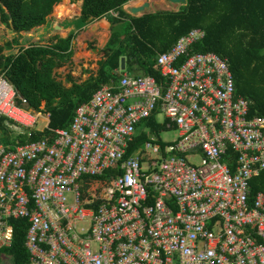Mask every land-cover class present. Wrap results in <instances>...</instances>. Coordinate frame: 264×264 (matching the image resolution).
Instances as JSON below:
<instances>
[{
    "label": "built area",
    "instance_id": "1",
    "mask_svg": "<svg viewBox=\"0 0 264 264\" xmlns=\"http://www.w3.org/2000/svg\"><path fill=\"white\" fill-rule=\"evenodd\" d=\"M204 38L192 29L159 55L161 82L118 73L67 129L50 131L45 107L0 78V118L43 133L0 141V250L12 246L11 219L27 218L29 264H264V194L250 197L264 117L249 116L227 59L189 54ZM149 120L163 130L126 159ZM109 170L121 174L98 178Z\"/></svg>",
    "mask_w": 264,
    "mask_h": 264
},
{
    "label": "trees",
    "instance_id": "2",
    "mask_svg": "<svg viewBox=\"0 0 264 264\" xmlns=\"http://www.w3.org/2000/svg\"><path fill=\"white\" fill-rule=\"evenodd\" d=\"M62 0H0V22L6 23L16 33L29 32L46 23L53 7ZM81 0H71L77 3ZM81 22L87 24L118 13L113 19L112 33L105 46V60L101 61L98 77L78 84L69 78L71 87L65 88L54 75L72 58V41L55 37L49 45H31L21 49L16 56H6L4 51L14 50L16 39L0 49V78L5 77L29 101V108L40 110L42 103L50 114V131L67 129L76 109L88 103L93 95L111 82L119 81L118 72L122 59L130 75L150 76L162 81L156 69L159 55L168 52L175 42L192 29L205 31V38L189 50V54L214 53L229 61L234 76L237 95L250 101L249 116L264 117V0H186L177 11H156L133 17L124 6L133 0H82ZM151 132L137 129L126 159L144 146L152 132L160 133L162 125L149 120ZM6 120L0 118V130L8 133ZM49 133V132H48ZM43 134L32 138L18 136L19 145L42 139ZM3 141V140H2ZM10 143L9 138L4 140ZM161 142V141H160ZM161 145L163 143L161 142ZM121 174L109 170L101 180H110ZM264 194V171L251 182V199ZM13 244L0 250L12 264H29L25 248L30 227L27 218L11 219Z\"/></svg>",
    "mask_w": 264,
    "mask_h": 264
},
{
    "label": "crops",
    "instance_id": "3",
    "mask_svg": "<svg viewBox=\"0 0 264 264\" xmlns=\"http://www.w3.org/2000/svg\"><path fill=\"white\" fill-rule=\"evenodd\" d=\"M82 2L83 1L81 0L77 3H71V0H62L60 3L56 4L53 7V11L48 16L47 21L44 25L39 26L37 28H34L33 30H31L29 32H22L20 34L16 33L13 30H11L6 23L0 22V26H2V29L4 31L3 32L4 36L6 38H9L7 43L13 42L16 39H18L20 41L19 45L14 46V50L6 49L4 51V55H6L8 57L19 55L20 50L24 48V46H23L24 40L30 39L29 43H31V42H35L37 40L41 41V39H48V40H50L49 43L44 44V45H49L53 42V39L55 37L67 38L71 33H75L76 36L72 41V49H71L72 58H71V60L68 63H66L63 68L56 69L54 71V75L56 76L57 81L59 83H62L65 88L69 89L71 87L69 78H71L73 81L77 82L78 84H83L92 77H94V78L98 77L101 61L105 60V53L103 52V50L105 49V46L107 45V43L110 39L111 33H112V24H113L112 21L115 17H118V13L111 12V13H109V15H107L106 17H103L102 19L95 20V21H92V22L87 23V24H82L78 28H76L75 21H77L78 23H82L81 19H80ZM146 2L149 3L150 6L148 8H146L144 12L138 13V15L133 16V17H141L145 13L156 12V11H150L153 7V4L151 2H149L148 0L130 1L129 3H127L124 6V11L126 13L130 14L131 8L142 7ZM74 6L76 7V9H75L76 14H74L73 10L71 9ZM58 7L63 12L59 16L56 15V11L57 12L60 11V10H58L59 9ZM159 11H161V10H159ZM53 13H55V14H53ZM64 13L67 16H64ZM113 13L117 14V16H114ZM67 23H69V25L65 26V24H67ZM57 26H60L61 28L59 30H56ZM95 40H98V41L102 40V41L98 43L99 44L98 48H95L92 51H89L88 50L89 43H92ZM75 43H77L76 48H74ZM36 44L37 43L30 44L29 46H26V48H24V49H28V48H30L31 45H36ZM37 45H43V44H37ZM5 46H6V44L4 42L0 41V49L5 48ZM76 49H78L81 53L85 52L87 54H90L91 56L89 57V59L91 60L92 58H94V61H95L93 68H89L88 66H85V68H84L85 72L79 76L80 78L83 79V81H77V79H76L77 76L74 73H71L70 71L67 72V69H69V66L71 64L75 63L76 65H78L77 61L78 62L82 61V58L78 59L79 54H76ZM17 50H18V53L15 52ZM76 59H78V60L76 61ZM88 71H92V72H88ZM121 72L122 71L120 69L118 73H121ZM125 72H126V60H125ZM58 75H60V77H58ZM133 76H135V75H133ZM41 107L44 108L45 103H42ZM5 126L8 129V133H5V135H6V138H9V141H10V143H5L3 140L5 145H16V143L18 142V141H16L18 136L22 135V136L28 137V135L23 134V133H18V132H16L15 129L10 128L6 124V122H5ZM0 133L4 134V131L0 130ZM35 134H39V133H35ZM35 134H33V136ZM41 134H43V133H41ZM28 138H30V137H28ZM0 141H2V140H0ZM10 224H11V221H10ZM8 249H10V248H8ZM3 250H6V249H3ZM2 264H12V263H11L10 259L6 258L5 256H2Z\"/></svg>",
    "mask_w": 264,
    "mask_h": 264
},
{
    "label": "rangeland",
    "instance_id": "4",
    "mask_svg": "<svg viewBox=\"0 0 264 264\" xmlns=\"http://www.w3.org/2000/svg\"><path fill=\"white\" fill-rule=\"evenodd\" d=\"M148 1L153 4L152 9L151 10L149 9L150 11H159V10H162V11H172L173 8H174V6L171 3H169L167 0H148ZM72 9H73V13L76 14V10H75L76 7L74 6V7H72ZM176 9L178 10L179 9V6ZM53 14H55V13H53ZM56 14H57V11H56ZM67 25H69V23L65 24V26H67ZM75 25H76V28H78L80 25H82V23H78L77 21H75ZM3 32L4 31L2 29V26H0V41H2L5 44H7V41L9 40V38H6L4 36V33ZM29 41H30V39L23 41L24 48H26V46H29L30 44H33V43L43 44V45L44 44H48L50 40H48V39H41V41H38L37 40L38 42L35 41V42H31V43H29ZM101 41L95 40L94 42L89 43L88 50L89 51H92L93 49L98 48V45H99L98 43L101 42ZM76 45H77V43H75L74 48H76ZM15 52L18 53V50L15 51ZM76 54H79L78 59L79 58H82V61L78 62L77 61L78 59H76L78 65H76L75 63L71 64L69 66V69H67V72L70 71L71 73H74L77 76L76 77L77 81H83V79L80 78L79 76L82 73L85 72L84 71L85 66H88L89 68H93V66L95 64V61H94V58L91 59L92 61L89 59V57L91 56L90 54H87L85 52L81 53L78 49H76ZM88 72H92V71H88ZM133 75H135V76H141L142 74L137 73V74H133ZM58 77H60V75H58ZM158 120H159V122H162L163 121V117H159ZM44 126H45V124H44V122H42L41 129ZM145 127H146L145 125H141L140 126V128H142L144 131H146L145 130ZM16 132L23 133L24 130L23 129H17ZM177 137H178V132L177 131H173V132L165 133V134H162L161 135V138H162L163 141L175 139ZM5 139H6L5 133L4 134L3 133H0V140H5ZM190 162L192 164H195L196 166H198L200 164V160L199 159H194V160H191Z\"/></svg>",
    "mask_w": 264,
    "mask_h": 264
},
{
    "label": "water",
    "instance_id": "5",
    "mask_svg": "<svg viewBox=\"0 0 264 264\" xmlns=\"http://www.w3.org/2000/svg\"><path fill=\"white\" fill-rule=\"evenodd\" d=\"M169 3H171L174 8L173 11H177V7L179 6H185L186 5V0H167ZM150 5L149 3H145L142 7H138V8H131L130 9V14L132 16H136L138 15V13H142L145 11L146 8H148ZM61 27L57 26L56 30H59ZM121 71H125V59H122L121 61V67H120Z\"/></svg>",
    "mask_w": 264,
    "mask_h": 264
},
{
    "label": "bare ground",
    "instance_id": "6",
    "mask_svg": "<svg viewBox=\"0 0 264 264\" xmlns=\"http://www.w3.org/2000/svg\"><path fill=\"white\" fill-rule=\"evenodd\" d=\"M71 9H72V8H71ZM58 10H60V8H59ZM72 10H73V9H72ZM61 13H63V12L60 10V11L57 12L56 15L59 16ZM64 16H67V15L64 13Z\"/></svg>",
    "mask_w": 264,
    "mask_h": 264
}]
</instances>
